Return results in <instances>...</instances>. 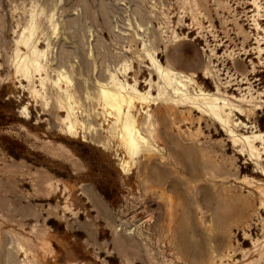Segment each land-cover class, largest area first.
Instances as JSON below:
<instances>
[{
    "label": "rangeland",
    "instance_id": "1",
    "mask_svg": "<svg viewBox=\"0 0 264 264\" xmlns=\"http://www.w3.org/2000/svg\"><path fill=\"white\" fill-rule=\"evenodd\" d=\"M259 47L264 0H0V264H264ZM120 82L148 98L135 159Z\"/></svg>",
    "mask_w": 264,
    "mask_h": 264
},
{
    "label": "bare ground",
    "instance_id": "2",
    "mask_svg": "<svg viewBox=\"0 0 264 264\" xmlns=\"http://www.w3.org/2000/svg\"><path fill=\"white\" fill-rule=\"evenodd\" d=\"M258 49H259V53L263 52V50H264L261 47H259ZM153 62H155V61H153ZM33 63L40 65L39 64L40 61L38 63L36 61V59ZM35 66L37 67V65H35ZM157 66L158 65H156V67ZM162 69L160 67H158V70H157L163 79V83H162L163 85H161V83H160L159 91H162L163 93H165L169 97V99L178 98V100H179L178 102H181L180 100H182L183 102L190 101L192 98L189 97L187 94V84L184 83V81L182 79H179L178 76L177 77L171 76L170 73L164 74V71H163L164 69L163 70ZM152 81H153V79H150L151 85H152ZM113 88H118V90L113 89ZM102 89H103L102 95L104 97L103 99H105L106 104L111 106V108L113 110L118 111V113L116 114V122H115V120H114V122L116 125H118V127H120V130H121L120 136H121L122 143L126 149L127 155L131 159H135L136 155L139 152H141L143 154L145 151H151L152 148H151V144L149 143L148 136L146 137V135L145 136L142 135L138 120H137L136 116L134 115V113L132 112L133 111L132 107H134L136 105V102H144L143 100L146 98L147 95H145L144 93H141L136 87H129L127 84H122L121 82L118 84L115 83V86L112 88L104 87ZM212 97H210L208 95L205 96L202 99L203 101L200 104H198V107L201 108V106H202V111L206 112L207 115L212 117V119H214V120L225 125L228 122L227 121L228 115H227V118H224L222 113H225L224 112V106L226 104L224 103V105H219L217 103L219 98H212ZM194 98H197V97H194ZM146 99H148V98H146ZM193 102H195V100ZM123 103L127 104L126 105L128 107L127 110L122 109ZM148 118L149 117H147L146 120ZM147 122H148V120H147ZM73 123L72 122L70 123V126H69L70 131L74 130V128H75V125ZM146 123H145V126H146ZM151 127H153V126H151ZM244 138L248 142V145L250 146L251 151L254 153L257 152L258 155H260V150L253 143V141H255V140H262L263 141L264 132L256 131L252 135L244 136ZM152 146H154V144Z\"/></svg>",
    "mask_w": 264,
    "mask_h": 264
}]
</instances>
